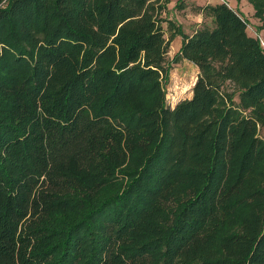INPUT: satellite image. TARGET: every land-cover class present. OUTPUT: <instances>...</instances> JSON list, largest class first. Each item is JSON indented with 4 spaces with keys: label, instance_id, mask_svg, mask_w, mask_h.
<instances>
[{
    "label": "trees",
    "instance_id": "16d2710c",
    "mask_svg": "<svg viewBox=\"0 0 264 264\" xmlns=\"http://www.w3.org/2000/svg\"><path fill=\"white\" fill-rule=\"evenodd\" d=\"M163 8L0 0V264H264V48L195 6L171 108Z\"/></svg>",
    "mask_w": 264,
    "mask_h": 264
},
{
    "label": "rangeland",
    "instance_id": "374dc122",
    "mask_svg": "<svg viewBox=\"0 0 264 264\" xmlns=\"http://www.w3.org/2000/svg\"><path fill=\"white\" fill-rule=\"evenodd\" d=\"M166 1L162 0L164 4L163 11H166ZM174 1L170 9L166 13H161L160 18L165 31V37L170 38V34H174L173 39L170 40L169 52L166 56V64L169 66L166 81H164L166 103L173 108L179 101L190 98L192 95V87L197 79L199 70L197 66L186 59L174 61L177 53L181 37L175 34L174 30L179 29L182 32L193 33L196 29L195 21L191 17V13H196L195 3L190 0H172ZM202 4H216L226 2L228 5L240 9V13L246 19L248 32L259 34L264 39V28L259 29L261 21L253 15V7L248 0H199ZM185 9V10H184ZM206 22L202 24H211L209 18H205ZM199 28V27H198ZM178 33V32H177ZM260 135L264 138V127L260 129Z\"/></svg>",
    "mask_w": 264,
    "mask_h": 264
},
{
    "label": "crops",
    "instance_id": "0c3cea01",
    "mask_svg": "<svg viewBox=\"0 0 264 264\" xmlns=\"http://www.w3.org/2000/svg\"><path fill=\"white\" fill-rule=\"evenodd\" d=\"M190 1H192V2H194L195 3V5L196 6H201V5H204V4H202L199 0H190ZM173 3H174V1H172V0H170V1H166V11L167 10H169L170 9V7H171V5H173ZM207 4H209V3H207ZM230 6V5H229ZM231 7H233V6H231ZM233 8H235V9H237L239 12H240V9L238 8V6L236 5L235 7H233ZM185 10V9H184ZM166 11H162V13H166ZM197 11V10H196ZM191 15V17H192V19L195 21V23H197L196 24V29H198V27H201L203 24V21H205L206 22V20H205V18H209L210 19V17H206V16H204L201 12H196V13H191L190 14ZM204 24H207V23H204ZM195 29V30H196ZM194 30V31H195ZM193 31V32H194ZM184 33H186V34H190V33H188V32H184ZM192 34V33H191ZM180 36V35H179ZM181 37V36H180ZM181 39H182V37H181Z\"/></svg>",
    "mask_w": 264,
    "mask_h": 264
},
{
    "label": "built area",
    "instance_id": "2783aa9c",
    "mask_svg": "<svg viewBox=\"0 0 264 264\" xmlns=\"http://www.w3.org/2000/svg\"><path fill=\"white\" fill-rule=\"evenodd\" d=\"M256 36L259 38L260 43H261L262 47L264 48V39H262V37L259 34H256Z\"/></svg>",
    "mask_w": 264,
    "mask_h": 264
}]
</instances>
